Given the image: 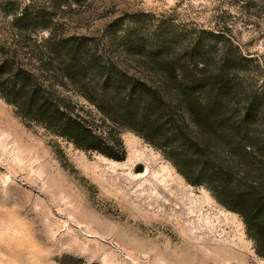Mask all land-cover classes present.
Segmentation results:
<instances>
[{
    "label": "rangeland",
    "instance_id": "rangeland-1",
    "mask_svg": "<svg viewBox=\"0 0 264 264\" xmlns=\"http://www.w3.org/2000/svg\"><path fill=\"white\" fill-rule=\"evenodd\" d=\"M14 1L45 7L52 33L113 57L128 26L171 31L180 40L223 29L251 59L255 76L264 77V0ZM6 29L0 12V31ZM47 34L21 44L30 48ZM0 106V264H264L240 217L204 186L187 183L131 130L118 127L126 154L117 161L76 148L2 97Z\"/></svg>",
    "mask_w": 264,
    "mask_h": 264
},
{
    "label": "trees",
    "instance_id": "trees-1",
    "mask_svg": "<svg viewBox=\"0 0 264 264\" xmlns=\"http://www.w3.org/2000/svg\"><path fill=\"white\" fill-rule=\"evenodd\" d=\"M0 12L7 25L0 31V97L20 116L117 161L126 154L118 127L131 130L187 183L204 186L236 213L264 258V77L223 29L180 40L171 31L128 26L113 57L52 33L45 7L5 0ZM42 30L48 34L39 44H21Z\"/></svg>",
    "mask_w": 264,
    "mask_h": 264
},
{
    "label": "bare ground",
    "instance_id": "bare-ground-1",
    "mask_svg": "<svg viewBox=\"0 0 264 264\" xmlns=\"http://www.w3.org/2000/svg\"><path fill=\"white\" fill-rule=\"evenodd\" d=\"M0 108H1V106H0ZM146 173V168L144 167L143 168V170L142 171H140L139 173L141 174V175H143V173ZM162 178H164V180H166V181H170L171 183V185H173V186H175L176 184H175V181H174V179H172V178H170L171 176L170 175H168V174H162V175H160ZM207 205V204H206ZM210 208H212V205H210Z\"/></svg>",
    "mask_w": 264,
    "mask_h": 264
}]
</instances>
